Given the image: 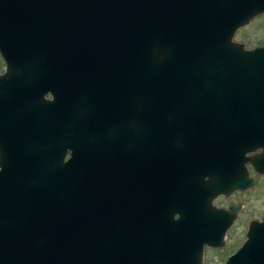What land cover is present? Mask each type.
Here are the masks:
<instances>
[{
    "label": "water",
    "instance_id": "water-1",
    "mask_svg": "<svg viewBox=\"0 0 264 264\" xmlns=\"http://www.w3.org/2000/svg\"><path fill=\"white\" fill-rule=\"evenodd\" d=\"M260 12L264 0H0V264H200L220 241L174 239L186 201L167 169L197 160L200 118L264 107V42L232 39ZM112 119L116 158L87 178L104 151L85 131ZM248 236L223 264H264V221Z\"/></svg>",
    "mask_w": 264,
    "mask_h": 264
},
{
    "label": "flooded vegetation",
    "instance_id": "flooded-vegetation-1",
    "mask_svg": "<svg viewBox=\"0 0 264 264\" xmlns=\"http://www.w3.org/2000/svg\"><path fill=\"white\" fill-rule=\"evenodd\" d=\"M258 16H264V12L254 15L250 20ZM238 29L239 27L233 34L234 41L241 42L248 49L263 45L264 32L257 41L246 44L235 39ZM44 98L51 100L53 95L48 91ZM261 107L254 111L242 107L232 108L225 117H220L219 123L213 122L210 126L200 118L197 124H200L201 130L198 132V141H194L197 160L192 163V160L185 156L178 164L167 169L171 175H177L175 170L181 175L179 185L186 201L181 205H175L171 210L172 217L178 218L180 224H186L187 230L186 235L174 239L220 241L218 245L203 244L200 264L205 262L206 249L223 250L227 239H241L232 250L219 257L216 264H223L246 239H250L248 236L250 226L264 221V209L257 215L249 216L251 194L255 190L259 193L264 192V107ZM83 109L90 108L85 106ZM98 110L104 117L115 114L112 109L111 111L107 109L105 103L101 104ZM104 122L106 123L92 125L93 130L88 129L84 134L88 144L98 145L97 153H100L101 149L104 151V156L98 154L88 156L86 161L84 160L87 178L106 176L105 174L109 173L110 161L113 157L116 158L117 148L112 147L115 145L112 142L116 139L115 125H112L115 121L112 119ZM195 124L188 122L184 126L190 125L194 128L192 125ZM146 126L148 134V125ZM125 127L124 136L131 139L137 135L133 132L137 128L132 122ZM195 131L197 132L196 129ZM140 132L138 136L141 137ZM185 144L194 147L192 141ZM191 152L188 151V154ZM260 258L264 262V252ZM244 264L250 262L245 261Z\"/></svg>",
    "mask_w": 264,
    "mask_h": 264
},
{
    "label": "rangeland",
    "instance_id": "rangeland-1",
    "mask_svg": "<svg viewBox=\"0 0 264 264\" xmlns=\"http://www.w3.org/2000/svg\"><path fill=\"white\" fill-rule=\"evenodd\" d=\"M264 32V16H258L252 21L249 20L246 24L239 27L235 35L236 40L244 41L246 44H252L259 36ZM4 69V62L0 56V72ZM264 209V192L259 193L255 190L250 196V211L249 216H254L259 214ZM241 239H227V244L223 250H211L206 249L204 256V264H216L219 257H221L226 252L233 249L237 244V241Z\"/></svg>",
    "mask_w": 264,
    "mask_h": 264
}]
</instances>
